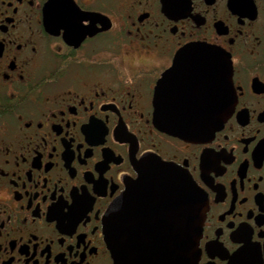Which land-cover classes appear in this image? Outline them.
I'll use <instances>...</instances> for the list:
<instances>
[{"label": "flooded vegetation", "instance_id": "obj_1", "mask_svg": "<svg viewBox=\"0 0 264 264\" xmlns=\"http://www.w3.org/2000/svg\"><path fill=\"white\" fill-rule=\"evenodd\" d=\"M192 46L229 58L235 96L197 142L154 123ZM200 67L184 100L211 96ZM145 160L202 193L197 264H264V0H0V264H114L105 216Z\"/></svg>", "mask_w": 264, "mask_h": 264}, {"label": "water", "instance_id": "obj_2", "mask_svg": "<svg viewBox=\"0 0 264 264\" xmlns=\"http://www.w3.org/2000/svg\"><path fill=\"white\" fill-rule=\"evenodd\" d=\"M228 59L221 51L205 46L180 50L156 87L157 128L188 142L218 131L231 115L235 101ZM198 66L210 70L208 78L214 86L211 96H196L192 89L196 97L184 100L182 71H186V78L192 75L186 69ZM195 75L189 82L197 87L203 78L195 79ZM210 101L212 112L203 109ZM202 203V193L180 168L160 160H145L139 178L128 185L105 216L106 240L114 264H197L204 222ZM156 212L160 213V222L153 224L151 217ZM142 213L145 222H134V215Z\"/></svg>", "mask_w": 264, "mask_h": 264}]
</instances>
